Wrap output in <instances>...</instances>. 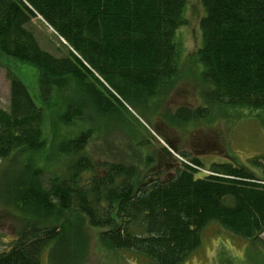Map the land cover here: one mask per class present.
<instances>
[{
  "label": "trees",
  "instance_id": "16d2710c",
  "mask_svg": "<svg viewBox=\"0 0 264 264\" xmlns=\"http://www.w3.org/2000/svg\"><path fill=\"white\" fill-rule=\"evenodd\" d=\"M188 2L0 0V58L33 67L37 80L33 95L19 74L5 67L9 102L0 107V199L16 211L20 225L0 250V264H42V253H51L67 234L59 259L80 264L81 228L68 229L67 211L100 229L111 249L150 264L183 263L210 223L261 242L264 160H252L256 173L231 161H211L205 170L202 159L194 157L165 178L135 182L132 163L92 161L86 152L89 127L75 133L62 127L52 144L44 134L47 113L66 126L89 112L111 113L124 106L122 101L157 110L190 76L177 34L187 23ZM200 4L194 53L199 67L193 75L203 104L160 116L166 124L183 125L212 111L234 119L244 110L264 112V0ZM36 17L55 32L63 54L42 46ZM54 153L64 159L62 171L45 177Z\"/></svg>",
  "mask_w": 264,
  "mask_h": 264
},
{
  "label": "rangeland",
  "instance_id": "374dc122",
  "mask_svg": "<svg viewBox=\"0 0 264 264\" xmlns=\"http://www.w3.org/2000/svg\"><path fill=\"white\" fill-rule=\"evenodd\" d=\"M201 14L200 0H189L185 10L187 23L179 27L177 34L181 58L184 59L190 76L175 85L160 101L157 110L122 101L124 106H117L111 113L99 115L89 112L66 126L57 121L54 113H47L43 129L45 137L51 140L48 143L52 144L60 137V133L64 131L62 127L71 128L73 133L80 127H89L91 137L86 152L92 161L118 160L132 163L135 182L152 175L165 178L181 162L194 157L202 159V168L205 170H208L211 161H231L246 165L248 169L258 173L252 160H264L263 111L244 110L239 119L220 118L212 111L205 120L194 119L183 125L166 124L160 116L164 112H174L179 106L196 108L203 104L199 94L200 85L193 75L196 67H199L194 60V53L200 43ZM33 23L44 48L55 54L65 52L55 32L40 17L33 19ZM61 42L63 43L62 40ZM0 61V107L6 109L9 102V80L5 67L18 73L33 95L37 92V80L33 67L6 57H1ZM258 114L260 116L256 117ZM46 153L45 151L43 155ZM49 160L45 177L49 173L61 172L63 167L64 159L59 154L54 153ZM63 222L69 230H74L76 226L81 228L83 239L79 249L80 264H150L131 252L111 249L102 239L101 230L89 227L73 211L65 212ZM19 225L20 219L16 211L3 204L0 199V250L9 246ZM74 231L70 232L71 235ZM67 237L69 238V234L51 253L49 249L42 253V264H62L65 261L59 258L62 257ZM260 241L242 239L218 224L210 223L203 230L200 246L181 264H264V233L261 234Z\"/></svg>",
  "mask_w": 264,
  "mask_h": 264
}]
</instances>
